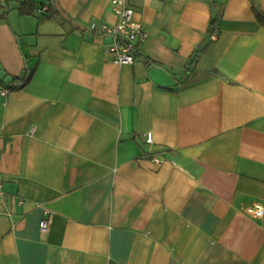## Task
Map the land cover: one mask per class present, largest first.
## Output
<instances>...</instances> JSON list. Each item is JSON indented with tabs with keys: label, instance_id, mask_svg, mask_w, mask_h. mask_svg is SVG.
Listing matches in <instances>:
<instances>
[{
	"label": "crops",
	"instance_id": "0c3cea01",
	"mask_svg": "<svg viewBox=\"0 0 264 264\" xmlns=\"http://www.w3.org/2000/svg\"><path fill=\"white\" fill-rule=\"evenodd\" d=\"M25 1L0 3V264H264V0H126L133 63L89 27L112 0Z\"/></svg>",
	"mask_w": 264,
	"mask_h": 264
},
{
	"label": "built area",
	"instance_id": "2783aa9c",
	"mask_svg": "<svg viewBox=\"0 0 264 264\" xmlns=\"http://www.w3.org/2000/svg\"><path fill=\"white\" fill-rule=\"evenodd\" d=\"M6 0H0L4 3ZM113 9L118 14V20L111 25L97 24L94 21L89 23L91 29L99 33H109L112 40L108 45V49L114 53V60L119 63H133L138 54V46L141 40L146 38L147 32L144 30L142 23L134 17V7L126 2V0H112ZM43 15L49 12L48 4H39L35 10ZM8 88H3V93ZM33 129V127H31ZM152 134L147 133V141L152 142ZM155 160L161 162V159L154 157ZM5 197V189L3 179L0 178V201ZM249 212L253 217H262L264 215V207L262 204L256 203L249 207ZM49 226V218L43 217L39 222L41 231L47 230Z\"/></svg>",
	"mask_w": 264,
	"mask_h": 264
},
{
	"label": "trees",
	"instance_id": "16d2710c",
	"mask_svg": "<svg viewBox=\"0 0 264 264\" xmlns=\"http://www.w3.org/2000/svg\"><path fill=\"white\" fill-rule=\"evenodd\" d=\"M26 1L30 2L31 4H34V0H26ZM51 7H52V4H49V10L51 9ZM253 10H254L257 18L264 24V14L258 8V5L256 3L253 4ZM217 25H218V18L215 16L211 19L210 26H209V32H210L211 36H212V34L216 33ZM201 50L202 49L197 50L195 52V54L190 58L189 62L185 65L184 71L182 72L183 76L189 74L194 69L195 62H196ZM147 62L148 63H158L155 60H152L148 57H147Z\"/></svg>",
	"mask_w": 264,
	"mask_h": 264
}]
</instances>
